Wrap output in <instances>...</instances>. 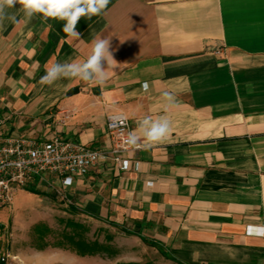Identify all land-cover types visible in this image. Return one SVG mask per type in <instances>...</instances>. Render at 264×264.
<instances>
[{"label":"crops","instance_id":"crops-1","mask_svg":"<svg viewBox=\"0 0 264 264\" xmlns=\"http://www.w3.org/2000/svg\"><path fill=\"white\" fill-rule=\"evenodd\" d=\"M8 12L0 130L106 149V117L121 111L141 145L126 154L138 171L102 160L68 186L50 176L74 215L156 243L180 264H264V0H109L79 19V39L64 20L29 19L19 3ZM100 38L116 60L106 82H40L54 63L86 60ZM146 116L167 118L165 139L146 140Z\"/></svg>","mask_w":264,"mask_h":264},{"label":"rangeland","instance_id":"rangeland-1","mask_svg":"<svg viewBox=\"0 0 264 264\" xmlns=\"http://www.w3.org/2000/svg\"><path fill=\"white\" fill-rule=\"evenodd\" d=\"M35 183L0 207V264H176L108 224L80 220L46 182Z\"/></svg>","mask_w":264,"mask_h":264},{"label":"built area","instance_id":"built-area-1","mask_svg":"<svg viewBox=\"0 0 264 264\" xmlns=\"http://www.w3.org/2000/svg\"><path fill=\"white\" fill-rule=\"evenodd\" d=\"M222 52L221 48H215L213 54L221 55ZM3 122L0 121V124ZM105 130L111 141L106 149L89 147L58 135L35 140L6 135L0 130V207L10 206L15 195L29 181L36 179L46 182L64 198L62 190L50 183V176H56L63 186H68L71 177L84 175L102 160H111L122 170L132 167L138 171L139 161L126 158L127 153L141 148L138 143L136 146L125 143L129 134H133L126 114L118 111L107 115ZM69 179L70 182L66 183ZM259 218V224L263 225L262 217ZM263 232L261 228L260 233Z\"/></svg>","mask_w":264,"mask_h":264},{"label":"clouds","instance_id":"clouds-1","mask_svg":"<svg viewBox=\"0 0 264 264\" xmlns=\"http://www.w3.org/2000/svg\"><path fill=\"white\" fill-rule=\"evenodd\" d=\"M20 4L24 15L31 19L35 14H41L44 18L64 20L63 31L71 38L79 39L81 33L76 30L77 23L81 17L89 19L94 15H100L108 6L109 0H0V28L4 22H15L16 16L10 14L8 9ZM110 49L109 39H96L93 42L91 53L84 61L72 63H54L41 77L42 84H52L61 78H78L85 82L103 84L108 79L106 68H114L116 60L113 58ZM147 83L144 84L147 90ZM165 100L171 102L173 97L165 92ZM169 121L160 117L153 120L145 117L140 122V130L149 142L160 141L167 137L169 133ZM137 136L129 134L125 143L136 146ZM66 181V183H69Z\"/></svg>","mask_w":264,"mask_h":264},{"label":"trees","instance_id":"trees-1","mask_svg":"<svg viewBox=\"0 0 264 264\" xmlns=\"http://www.w3.org/2000/svg\"><path fill=\"white\" fill-rule=\"evenodd\" d=\"M37 181H38V180L36 179L35 182H37ZM32 192H34V193H38L35 189H32ZM141 240H142L145 244L150 245V246L155 247L156 249H158V251L161 253V255H163L165 258L170 259V260H172L173 262L180 264V263H179L174 257H172V256H170L168 253H166V252L162 249V247H161L160 245H158V244H156V243H152L151 241L146 240V239H144V238H141Z\"/></svg>","mask_w":264,"mask_h":264}]
</instances>
